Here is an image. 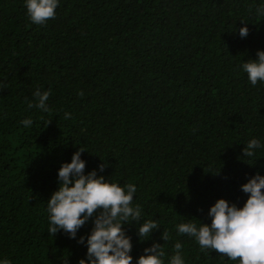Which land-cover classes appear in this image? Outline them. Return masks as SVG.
Returning <instances> with one entry per match:
<instances>
[{
	"label": "trees",
	"instance_id": "1",
	"mask_svg": "<svg viewBox=\"0 0 264 264\" xmlns=\"http://www.w3.org/2000/svg\"><path fill=\"white\" fill-rule=\"evenodd\" d=\"M0 264H264V0H0Z\"/></svg>",
	"mask_w": 264,
	"mask_h": 264
},
{
	"label": "clouds",
	"instance_id": "2",
	"mask_svg": "<svg viewBox=\"0 0 264 264\" xmlns=\"http://www.w3.org/2000/svg\"><path fill=\"white\" fill-rule=\"evenodd\" d=\"M243 153L248 154L245 150H243ZM232 170H233V174L235 176L236 170H235L234 166L232 167ZM240 172H242V171H240ZM251 172H252V170L251 171H246L243 174V176L238 181L236 180L238 188L243 192V194H245L247 196L250 195L253 192L252 189L254 187L253 185H250V184L247 183ZM142 222H145L144 225L146 227H151V226L153 227L154 226L153 221L149 220V218H146V220H142ZM150 229L151 228L148 229V232H149ZM148 232H146V233L148 234Z\"/></svg>",
	"mask_w": 264,
	"mask_h": 264
}]
</instances>
